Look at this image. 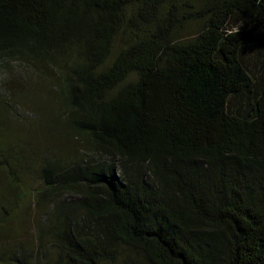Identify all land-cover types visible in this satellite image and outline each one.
Returning <instances> with one entry per match:
<instances>
[{"label": "trees", "instance_id": "trees-1", "mask_svg": "<svg viewBox=\"0 0 264 264\" xmlns=\"http://www.w3.org/2000/svg\"><path fill=\"white\" fill-rule=\"evenodd\" d=\"M13 62L87 158L45 160L12 264H264V0H0Z\"/></svg>", "mask_w": 264, "mask_h": 264}, {"label": "rangeland", "instance_id": "rangeland-1", "mask_svg": "<svg viewBox=\"0 0 264 264\" xmlns=\"http://www.w3.org/2000/svg\"><path fill=\"white\" fill-rule=\"evenodd\" d=\"M192 31L193 27L188 26L183 35ZM11 66L0 65V264H12L13 252L34 254L38 249V233L46 221L44 210L49 204H37L35 196L44 188L41 169L45 160L87 158L84 140L52 123V113L61 107V100L52 93L55 79L37 77L23 87L15 77L8 81V75L18 71L15 62ZM2 96L12 101L17 111L5 109L3 114ZM42 246L41 264L45 260L43 250L47 259L56 256L49 235ZM35 255L29 256L33 262Z\"/></svg>", "mask_w": 264, "mask_h": 264}]
</instances>
